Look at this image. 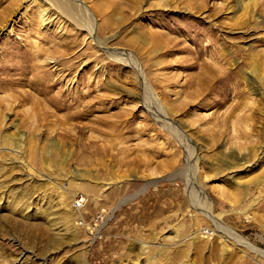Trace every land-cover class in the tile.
Returning a JSON list of instances; mask_svg holds the SVG:
<instances>
[{
  "label": "rangeland",
  "instance_id": "rangeland-1",
  "mask_svg": "<svg viewBox=\"0 0 264 264\" xmlns=\"http://www.w3.org/2000/svg\"><path fill=\"white\" fill-rule=\"evenodd\" d=\"M164 1L0 0V264H264V0Z\"/></svg>",
  "mask_w": 264,
  "mask_h": 264
},
{
  "label": "bare ground",
  "instance_id": "bare-ground-1",
  "mask_svg": "<svg viewBox=\"0 0 264 264\" xmlns=\"http://www.w3.org/2000/svg\"><path fill=\"white\" fill-rule=\"evenodd\" d=\"M47 1V0H46ZM52 1V0H51ZM75 2H76V6L77 7H79L80 8V10L82 9L83 10V12L85 13V14H87L88 16H90L89 15V13H87V11H86V9H84V6L83 5H81V3H79V0H74ZM160 2L161 3H165V1L164 0H160ZM252 4V0H246V1H244V2H242V4H240V2L237 4V6L238 7H240V8H242L243 10H245V13L248 11V10H250V12H249V16H251V17H255V15L253 14V12L251 13V8L249 7V4ZM75 4V3H74ZM240 4V5H239ZM76 7V8H77ZM46 14H47V8L46 9H43L42 11H40V13H39V16H41V19H43L45 16H46ZM247 14V13H246ZM248 15V14H247ZM244 16V15H243ZM259 18V17H258ZM258 18L256 19V18H252L256 23H257V20H258ZM248 19H250V18H248ZM105 23V22H104ZM91 30L92 29H89L88 30V34H90V32H91ZM97 41V40H96ZM96 45H97V47L99 46L100 48H102V49H104L105 48V45H106V43L103 41V42H100V41H97L96 42ZM107 46V45H106ZM38 53V52H37ZM33 58V57H32ZM32 63V62H31ZM40 68L39 67H37V66H33V65H31L30 64V61H28L20 70H18V71H16V73H18L20 76H27L29 73H30V71L31 70H39ZM41 70V69H40ZM257 90V89H256ZM179 127V126H178ZM181 129V128H180ZM173 131H174V128H173ZM180 131V130H179ZM181 132V131H180ZM183 133V132H182ZM184 136V135H183ZM181 138V137H180ZM184 140V139H183ZM180 141V140H179ZM225 155V154H224ZM225 156H227V155H225ZM232 156V155H231ZM228 158V157H227ZM230 159V158H229ZM239 160H244L243 161V163H241L238 167H243V168H246V167H251V166H249L248 165V163H246L245 161H248L247 160V158H240ZM224 163V162H223ZM226 164V163H225ZM228 165H231V162H229V164ZM232 165H234V164H232ZM254 165V164H253ZM228 167V166H227ZM232 168V167H231ZM234 168V167H233Z\"/></svg>",
  "mask_w": 264,
  "mask_h": 264
},
{
  "label": "built area",
  "instance_id": "built-area-1",
  "mask_svg": "<svg viewBox=\"0 0 264 264\" xmlns=\"http://www.w3.org/2000/svg\"><path fill=\"white\" fill-rule=\"evenodd\" d=\"M75 206H76V207H79V206H80V202H79V200H77V201L75 202Z\"/></svg>",
  "mask_w": 264,
  "mask_h": 264
}]
</instances>
